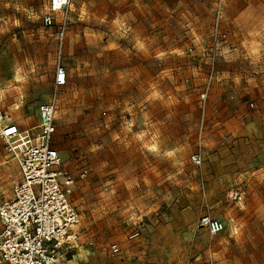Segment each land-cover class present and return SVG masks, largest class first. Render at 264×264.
I'll list each match as a JSON object with an SVG mask.
<instances>
[{"label":"rangeland","instance_id":"374dc122","mask_svg":"<svg viewBox=\"0 0 264 264\" xmlns=\"http://www.w3.org/2000/svg\"><path fill=\"white\" fill-rule=\"evenodd\" d=\"M49 2L0 0V109L36 132L55 98L62 166L88 170L57 264H264V132L239 89L264 76V0H70L63 37ZM21 177L0 139V200Z\"/></svg>","mask_w":264,"mask_h":264},{"label":"built area","instance_id":"2783aa9c","mask_svg":"<svg viewBox=\"0 0 264 264\" xmlns=\"http://www.w3.org/2000/svg\"><path fill=\"white\" fill-rule=\"evenodd\" d=\"M69 5L70 0H50L42 17L45 26L57 25L61 37L67 21L65 17L57 21L56 15L64 14ZM67 82V70L58 64L55 91ZM209 86L208 83L200 95L202 105ZM56 102L54 98L40 106L36 132L22 130L0 109V139L17 159L22 176L14 187L13 198L0 200V259L4 264H57L77 242L74 228L79 223V212L72 195L88 170L82 169L74 177L62 166L60 154L53 146ZM261 103L264 104V97ZM249 107L258 110L255 101ZM191 162L199 166L202 158L194 154ZM198 226L211 235L224 230V223L209 215L200 217ZM113 249L118 250L115 246Z\"/></svg>","mask_w":264,"mask_h":264},{"label":"crops","instance_id":"0c3cea01","mask_svg":"<svg viewBox=\"0 0 264 264\" xmlns=\"http://www.w3.org/2000/svg\"><path fill=\"white\" fill-rule=\"evenodd\" d=\"M240 90L246 91L244 94L246 95V100H256L258 109L259 110H254L252 111V115H254V118L256 117V125L258 124V130L259 132H264V104L261 103V99L264 97V76L261 78H256V79H250L248 81H243L240 83ZM239 103V102H238ZM237 104V103H234ZM243 110L242 105H233V114L235 116L241 115V111ZM19 126V125H18ZM20 127V126H19ZM21 128V127H20ZM22 129V128H21ZM24 130V129H22Z\"/></svg>","mask_w":264,"mask_h":264}]
</instances>
